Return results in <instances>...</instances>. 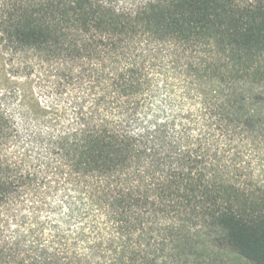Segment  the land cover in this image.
<instances>
[{"label": "trees", "instance_id": "1", "mask_svg": "<svg viewBox=\"0 0 264 264\" xmlns=\"http://www.w3.org/2000/svg\"><path fill=\"white\" fill-rule=\"evenodd\" d=\"M0 54L1 260L264 264V0H0Z\"/></svg>", "mask_w": 264, "mask_h": 264}, {"label": "rangeland", "instance_id": "2", "mask_svg": "<svg viewBox=\"0 0 264 264\" xmlns=\"http://www.w3.org/2000/svg\"><path fill=\"white\" fill-rule=\"evenodd\" d=\"M1 58L0 54V69ZM161 246L156 264H256L242 257L216 231L195 226L175 227L165 234ZM0 264L7 262L0 259Z\"/></svg>", "mask_w": 264, "mask_h": 264}]
</instances>
